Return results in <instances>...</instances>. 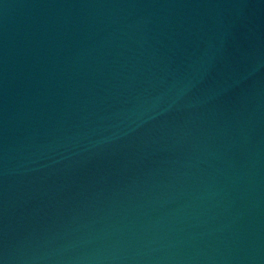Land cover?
Returning <instances> with one entry per match:
<instances>
[{
    "label": "water",
    "instance_id": "water-1",
    "mask_svg": "<svg viewBox=\"0 0 264 264\" xmlns=\"http://www.w3.org/2000/svg\"><path fill=\"white\" fill-rule=\"evenodd\" d=\"M0 264H264V0H0Z\"/></svg>",
    "mask_w": 264,
    "mask_h": 264
}]
</instances>
